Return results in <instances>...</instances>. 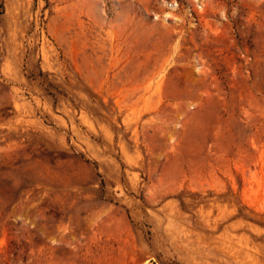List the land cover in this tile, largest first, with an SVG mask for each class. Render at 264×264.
<instances>
[{
    "label": "rangeland",
    "instance_id": "obj_1",
    "mask_svg": "<svg viewBox=\"0 0 264 264\" xmlns=\"http://www.w3.org/2000/svg\"><path fill=\"white\" fill-rule=\"evenodd\" d=\"M0 264H264V0H0Z\"/></svg>",
    "mask_w": 264,
    "mask_h": 264
}]
</instances>
